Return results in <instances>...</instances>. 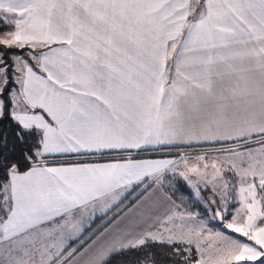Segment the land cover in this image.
Returning a JSON list of instances; mask_svg holds the SVG:
<instances>
[{
	"label": "snow or ice",
	"instance_id": "obj_1",
	"mask_svg": "<svg viewBox=\"0 0 264 264\" xmlns=\"http://www.w3.org/2000/svg\"><path fill=\"white\" fill-rule=\"evenodd\" d=\"M0 264H264V0H0Z\"/></svg>",
	"mask_w": 264,
	"mask_h": 264
},
{
	"label": "crops",
	"instance_id": "obj_2",
	"mask_svg": "<svg viewBox=\"0 0 264 264\" xmlns=\"http://www.w3.org/2000/svg\"><path fill=\"white\" fill-rule=\"evenodd\" d=\"M197 147H199V146H196V145H193V147L192 148H197ZM181 148H186V147H181ZM181 148H174V149H172V150H175V149H181ZM186 149H189V148H186ZM160 153L159 152H156V153H154V154H152L150 157L147 155V154H145V153H142L139 157H137V158H160ZM97 223H99V221H97ZM93 227H95V225H93Z\"/></svg>",
	"mask_w": 264,
	"mask_h": 264
},
{
	"label": "built area",
	"instance_id": "obj_3",
	"mask_svg": "<svg viewBox=\"0 0 264 264\" xmlns=\"http://www.w3.org/2000/svg\"><path fill=\"white\" fill-rule=\"evenodd\" d=\"M194 149L196 148H192V149L181 148V149L171 150V152L174 155L176 152H189V151H193Z\"/></svg>",
	"mask_w": 264,
	"mask_h": 264
},
{
	"label": "trees",
	"instance_id": "obj_4",
	"mask_svg": "<svg viewBox=\"0 0 264 264\" xmlns=\"http://www.w3.org/2000/svg\"><path fill=\"white\" fill-rule=\"evenodd\" d=\"M181 184H183V182H181ZM177 195H180V193L178 192ZM189 203H191V201Z\"/></svg>",
	"mask_w": 264,
	"mask_h": 264
},
{
	"label": "water",
	"instance_id": "obj_5",
	"mask_svg": "<svg viewBox=\"0 0 264 264\" xmlns=\"http://www.w3.org/2000/svg\"><path fill=\"white\" fill-rule=\"evenodd\" d=\"M208 195H209V193H206V194H205V196H208Z\"/></svg>",
	"mask_w": 264,
	"mask_h": 264
},
{
	"label": "rangeland",
	"instance_id": "obj_6",
	"mask_svg": "<svg viewBox=\"0 0 264 264\" xmlns=\"http://www.w3.org/2000/svg\"><path fill=\"white\" fill-rule=\"evenodd\" d=\"M206 193H204V196H205ZM213 227H215V225H213Z\"/></svg>",
	"mask_w": 264,
	"mask_h": 264
}]
</instances>
